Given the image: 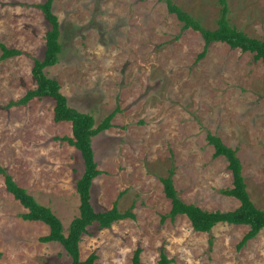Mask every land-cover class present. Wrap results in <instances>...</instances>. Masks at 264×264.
I'll return each instance as SVG.
<instances>
[{
	"label": "rangeland",
	"instance_id": "rangeland-1",
	"mask_svg": "<svg viewBox=\"0 0 264 264\" xmlns=\"http://www.w3.org/2000/svg\"><path fill=\"white\" fill-rule=\"evenodd\" d=\"M44 0H0V44L20 54L0 57V165L34 198L50 207L67 234L78 215L76 181L85 170L67 121L53 120L54 102L32 98L5 108L34 88L31 67L44 52L49 24L34 6ZM208 28L216 27L217 0H172ZM229 20L264 40V0H228ZM61 52L45 68L59 81L70 107L91 113L95 125L115 112L111 126L92 138L100 173L91 181L95 211L114 201L133 218L87 227L79 257L92 251L99 264H264V227L240 248L248 226L219 222L193 228L184 214L171 219L161 177L172 173L179 197L207 211H227L239 200L221 190L232 174L213 156L206 132L236 150L255 206L264 209V62L253 53L212 43L197 60L203 40L181 31L163 0H53ZM0 47V55H1ZM26 209L0 175V264H69L57 241L43 242L48 226L22 218Z\"/></svg>",
	"mask_w": 264,
	"mask_h": 264
},
{
	"label": "trees",
	"instance_id": "trees-1",
	"mask_svg": "<svg viewBox=\"0 0 264 264\" xmlns=\"http://www.w3.org/2000/svg\"><path fill=\"white\" fill-rule=\"evenodd\" d=\"M163 1L167 11L174 14L180 22L181 31L190 28L199 32L203 40V47L197 54V60L205 56L208 47L212 43L223 42L231 49L251 52L255 60L261 59L264 62V40L246 34L230 22L228 0H217L219 15L215 28L204 26L199 19L173 3L172 0ZM52 4L53 0H44L34 4L42 12L44 19L49 24V28L44 34L43 56L35 58L31 67L35 86L26 91L19 99L9 101L5 108L25 105L32 98H50L54 102L53 120L55 122L67 121L71 125L72 136H64L62 139L80 151L85 170L76 181V190L79 196L78 215L71 220L67 234H63L61 220L50 207L38 202L24 187L19 186L1 165L0 175L3 177L5 189L26 209V212L21 215L22 218L41 221L48 226V233L39 237L40 241L59 242L71 259L69 264H99L97 262V254L94 251L84 259L79 257V242L82 235L87 231V227L95 222L101 228L109 227L116 220L126 217L133 218L135 215L130 208L123 212L119 211L116 201L113 202L111 208L102 211H95L90 202L91 181L100 173L94 161L91 141L95 135L111 126L110 120L115 112H110L99 124L95 125V120L91 113L82 112L69 106L67 97L60 90L59 81L46 74L45 68L54 65L58 61L62 48L59 41V22L52 10ZM0 47L2 50L0 57L2 59L21 53L20 50L8 48L3 44H0ZM206 140L213 147L214 157L223 156L228 161L227 167L232 174V185L221 191L225 195L237 198L239 205L227 211H207L195 204L187 203L179 197L173 185L172 173L170 172L166 177L160 178L165 196L170 200L171 205L166 215L173 219L177 214H184L191 221L193 228L201 231H209L211 227L219 222L247 225L248 230L237 245L240 248L263 229L264 209L255 206L249 196L241 173L242 165L236 155V150L227 146L217 134L210 131L206 132ZM141 251L140 247L134 249L131 264H140ZM170 260L166 253L161 250L157 264H169Z\"/></svg>",
	"mask_w": 264,
	"mask_h": 264
}]
</instances>
